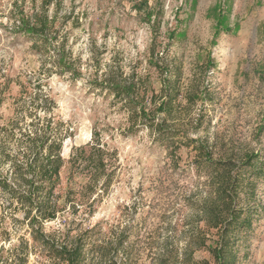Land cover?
Here are the masks:
<instances>
[{
  "label": "rangeland",
  "instance_id": "obj_1",
  "mask_svg": "<svg viewBox=\"0 0 264 264\" xmlns=\"http://www.w3.org/2000/svg\"><path fill=\"white\" fill-rule=\"evenodd\" d=\"M18 10L54 17L82 72L43 78L68 127L56 191L62 210L43 224L50 242H85V264H214L220 232L208 211L227 212L219 191L232 176L234 208L250 220L232 241L236 264H264V0H0V124L14 116L18 81L35 82L43 67L30 37L13 28ZM98 64L147 76L155 104L166 74L179 82L174 110L160 116L178 138L161 143L146 128L131 135L120 104L91 84ZM95 132L115 153L111 186L66 200L87 183L72 172V153ZM190 140L205 153L183 145ZM15 218L0 207L4 264H66L33 241L22 211Z\"/></svg>",
  "mask_w": 264,
  "mask_h": 264
},
{
  "label": "trees",
  "instance_id": "obj_2",
  "mask_svg": "<svg viewBox=\"0 0 264 264\" xmlns=\"http://www.w3.org/2000/svg\"><path fill=\"white\" fill-rule=\"evenodd\" d=\"M162 14L155 15V36L158 35ZM151 17L152 14H149V21ZM11 21L16 32L30 37L33 49L43 59V67L35 82L31 79L18 81L21 90L19 96L13 98L14 116L5 124H0V207L15 220L16 212L22 211L33 241L46 248L50 257L66 264H85V242L52 243L43 228L44 223L55 220L62 210L58 204L61 197L56 191L64 165L62 143L68 133V127L55 113L56 102L43 78L45 75L68 73L77 79L82 72L68 49L67 41L60 38L59 30L55 28V18L47 11L27 14L24 10H18L12 13ZM155 66L163 75L167 73L159 64ZM97 68V77L91 84L120 104V109L127 115L131 135L146 128L153 134L157 133L155 140L161 143L174 142L178 138L176 132L165 129L166 122L160 116L174 110L180 95L179 82L171 84V77L166 74L160 102L155 104L154 99L158 95L153 94L149 98L148 93L153 90L147 76H141L136 70L127 74L114 64H107L103 69L98 64ZM2 104L0 98V107ZM183 145L194 147L200 155L205 153V148L197 140ZM204 159L208 161L207 157ZM249 159L253 160L251 157ZM70 163L72 172L85 176L87 183L80 191L70 190L66 200L84 202L97 189L101 191L97 192L98 197L111 186L116 172L115 153L103 144L98 132L94 133V139L88 144L75 149ZM222 186L223 190L219 192L223 194L227 212L222 215L213 208L208 211L210 227L220 232L219 243L211 249V253L214 264H236L238 254L231 248L232 241L236 240V233L250 220L243 217L244 210L234 208V194L237 193L235 177H228ZM1 237H4L3 234H0ZM2 251L4 247L0 246V254ZM4 263H8V260L3 262L0 257V264Z\"/></svg>",
  "mask_w": 264,
  "mask_h": 264
}]
</instances>
